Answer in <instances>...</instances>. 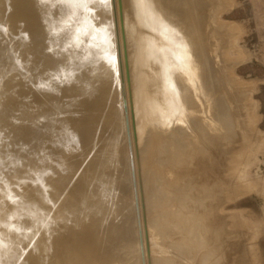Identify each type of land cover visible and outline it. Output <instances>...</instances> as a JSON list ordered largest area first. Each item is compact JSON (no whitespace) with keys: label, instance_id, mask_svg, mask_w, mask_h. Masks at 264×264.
<instances>
[{"label":"rangeland","instance_id":"obj_1","mask_svg":"<svg viewBox=\"0 0 264 264\" xmlns=\"http://www.w3.org/2000/svg\"><path fill=\"white\" fill-rule=\"evenodd\" d=\"M147 1L130 0L129 2V0H124V4L123 0H117V2L114 0L118 16V19L116 16L118 40L121 41H119L120 52L121 50L124 51L120 53L121 79L111 0H76V2H64V0H0V264H75L77 261L80 262L78 264H150L158 259L162 260L166 256L169 260L173 256L176 258L178 256L180 258H177L178 260L185 261L184 257L174 252L178 248L174 243L177 236L167 234L169 225L165 222L163 224L162 219L159 220L161 226L157 231L142 232L141 229L139 230L141 227V219L139 218L146 217L140 216L142 213L148 214L150 223H157L158 221L150 213L155 211L152 203L151 206L148 205L147 207L149 210L143 209L144 201L148 202L152 196L147 192L148 186L143 188L142 191L145 196L141 202L139 201L138 206L137 197L140 199V196L136 195L132 185V182L136 181L137 178L136 180H132V178L129 180L124 175H120L124 170L125 172L129 171L130 166L127 162L133 156L132 153H129L130 150L138 149L137 145L131 144V135L133 140L136 136H140L136 142L137 144L142 142L140 145L151 141L154 151L155 148L164 144L161 140L163 132L181 141V149H183L181 150L183 152L181 158L185 157L192 150L191 148L199 147L197 152H201H198L199 154H196L195 158H197L196 161L199 166L201 165L204 169L196 168V171L193 172L197 176L201 175L203 178L214 165L219 171L218 175L210 172L211 174L208 176L210 180L212 179V196L214 197H208L210 199L206 197L207 200L199 199L202 197L200 194L198 200H204L203 203L206 202V204L207 202L213 203L217 209L214 208V213L221 218L219 224L237 234L223 244L225 259L234 262V257L235 261L238 260V257L241 259L244 257L245 262L243 258V264H264V0H187L188 2L192 1L195 6L194 11L189 15L195 17L198 25L197 36L195 37L208 44L205 54L209 59L208 75L210 73L211 76L202 75L194 64L193 76L195 75V77L194 79L192 77L191 81L186 84L189 98L193 104L191 106L193 113L186 115L189 117H198L199 115L209 117L210 114L213 115L212 110L218 106L217 103L219 104V102H222L228 113L229 127L224 126L221 117L213 119L214 125L205 121L206 124L208 123L210 133L213 135L217 133L216 136L218 137L216 138L219 139L212 148L206 141H202L196 132L179 130L177 128V124L180 123L178 118L163 119V123H170L169 128L164 127L163 129L162 123L157 127L156 125L144 126L141 122L142 108L139 115L131 113L133 104L131 81L132 72L136 67L134 68L132 65L134 64L133 59L130 57V61L129 57L122 53L127 54L126 45L128 52L131 50L132 55L133 51H138V48L133 50L136 44L133 45L131 40L132 32L135 30V34L140 31L138 36L151 40L158 38L159 34L149 30L147 24L141 19L146 17L144 3ZM132 2L135 3L132 4ZM121 3L122 5H120ZM126 4L129 6V11H127L128 7L125 8ZM53 14L56 15L53 16ZM56 16L58 17L55 18ZM126 17L129 19L127 20ZM120 18L125 19H123L124 24L120 22ZM131 19H135L138 24ZM110 21L113 22L110 23ZM128 21L132 23L129 25ZM124 26L126 29L130 27V31L133 28L135 30L133 29L131 32L129 29L123 30ZM137 28L140 30L137 31ZM141 29L145 31H141ZM80 34L85 36L81 35L80 39ZM126 35H129L130 38ZM167 35L164 36L165 38L159 37L162 39L159 42L165 46L164 48H172L173 50L176 48L172 43L173 40H171L174 39V34L172 37L171 34L168 35L170 36L169 40ZM84 39L86 40L84 41L85 47L82 41ZM179 51L181 53V50ZM126 60H128V64ZM130 67L131 70L129 71ZM209 77L217 81L216 90L209 88ZM142 91L145 90L137 89L136 94L143 93ZM177 99L180 100L181 97L177 96ZM152 100L155 99L150 96L146 97L144 101L147 104ZM187 101L179 102L176 99H171L170 103L178 108H184L189 107ZM195 108H197L196 111ZM205 114L209 115L206 116ZM149 118L153 119L151 115ZM82 119L83 121H81ZM75 120L78 121L77 123L81 122L80 125L74 124ZM81 125H86L85 128L92 129L91 132L88 131L92 136L88 137L90 136L88 134L86 137V139L89 138V142L92 141L90 145L83 137L80 139L78 136L79 139L77 140V135H73L74 131L72 135L70 134L72 128L82 127ZM150 126L156 127L153 137L148 134ZM95 132L102 135L99 143L95 137ZM68 133L69 135H67ZM91 138L96 139V152H100V154L95 152L96 149L91 151V147H96ZM76 140L79 144L83 142L88 147L90 146L89 150L85 151L84 146L87 147L86 144H83L84 150L81 148L82 144L81 146L76 145ZM108 145L111 146L112 150L113 146L116 145L115 153H120L119 150L122 147L128 150L129 154L126 152L127 157L124 156V160H126L123 162L124 166L120 165L117 168V164L113 161L116 157L107 156L105 148ZM203 148L212 150L213 154L210 151L208 153V150H203ZM76 150L80 151L82 155L80 157H84L80 158L78 156L80 153L78 154ZM72 154L76 156H72ZM87 154L89 159L86 158ZM70 155L72 158L75 157L74 161L69 157ZM160 156L163 155L160 154ZM209 156L214 157V159L212 157L214 165ZM68 157L71 159L69 160ZM85 158L87 161L93 159V164L102 169L100 173L104 179H102V185L95 189L96 194L101 193L103 189V191L108 190L115 197H120L123 194L120 198L124 197L125 199V202L121 203L124 209L118 211V218L125 217V220L119 219V222L124 223L125 226L119 224L124 229L126 227V235L124 236L129 237L127 238L129 240L127 241L126 237L120 238L115 232H111V236H114L111 237L109 234L106 238L108 241L105 239L106 242L104 243L108 244L106 250H103L105 256L102 255V259L95 258L89 246L83 249V245L77 244V242L82 243L83 240L80 235L74 236L75 231L80 227L74 216H67L65 208L62 210L65 206L64 200L73 199L81 203V194L90 187L88 179L77 170L78 168L76 169L78 166H76L77 163H74L77 159L82 161L84 159L86 163L90 162L85 161ZM59 159L62 161H58ZM151 159H147L146 170ZM57 162L65 166V169L61 171L64 167L62 168ZM182 162L185 165H182L184 164ZM182 162L181 164L178 161L176 164H174L175 162L171 163V169H176L174 165L178 164L177 167L180 171L177 169L174 171V173L180 172V176H175L177 179L172 178L173 175L170 178L165 176L164 172L158 171L163 173H160L161 176L164 175L161 177L152 169V174L156 173V177L155 184L150 186H153L157 192L160 184L159 187L164 189L167 194V190H169L168 198L171 194L176 201L175 193H177V200L178 198L182 200H178L180 202L184 200L183 204L192 201L203 207L206 204L201 203L202 201L197 203V200L191 197L189 200L185 191L179 188V184L190 174L186 169L192 168L191 164H194L189 159H183ZM168 163L169 166L170 162ZM207 164L212 165L209 167ZM180 166H184V169ZM230 166L232 169H229ZM56 169L59 170L57 173L62 174L61 176L58 177ZM115 169L119 171L116 172ZM65 171L68 173L66 174ZM112 171H114L113 174ZM65 174L68 176H64ZM72 175V183L73 181L77 183L72 184L69 181L72 185L67 184V180H70ZM213 176L216 178L215 180H218V183L213 179ZM160 178L165 181L160 180ZM118 180L124 187L122 184H120L122 187L118 184ZM168 181H171L170 184ZM86 183H88V187H85L87 186ZM223 183L224 188H222ZM115 186L118 189L114 188ZM179 190H181L180 193ZM115 191L117 192L115 193ZM52 193L56 195V199L53 198ZM135 202H137V210L140 214L139 218H136L139 219L138 221L133 214ZM54 204H61L62 206L57 205L56 208ZM57 209L56 214L55 210ZM129 212L130 214L132 212L131 217L128 216ZM166 213L167 210L165 209L159 211L160 216ZM48 216H50V221ZM166 226H168L167 231ZM60 228H64L63 232L59 230ZM130 230H133L132 233ZM164 231H166L164 236L167 235V237L163 236ZM156 232L158 233L156 234ZM137 233L138 237L135 238ZM133 234L134 238L132 237ZM110 237L114 241L109 240ZM113 237L120 240V243ZM66 238L67 240H65ZM231 242H234L235 245L238 244V247L241 246L243 248L241 249L242 253L239 250L241 247H236L239 250L238 253L233 251L228 245ZM116 247L117 249H115ZM112 248H114V252H111ZM244 249L245 251H243ZM106 252L110 254L107 255ZM235 252L237 254H234ZM61 256H66V258ZM168 256L172 257L169 258ZM193 262L191 261V264H195V261Z\"/></svg>","mask_w":264,"mask_h":264},{"label":"bare ground","instance_id":"obj_2","mask_svg":"<svg viewBox=\"0 0 264 264\" xmlns=\"http://www.w3.org/2000/svg\"><path fill=\"white\" fill-rule=\"evenodd\" d=\"M116 2H117V0H116ZM129 2H130V0H129ZM118 3H120V2H118ZM123 3H124V0H123ZM126 3L128 4L127 1H126ZM134 3L132 2V4H134ZM127 4H126V6L125 5L124 6H125V8L128 7L127 11H129V6H127ZM137 4H138V2H137ZM144 4H145L144 8L146 9V11L144 13L146 14V17L141 18L143 20L142 22L147 24L146 26L149 28V30L151 29L153 32H155L157 35L158 34L159 35L157 36L158 38H156V39L153 38L151 40L149 38L138 36L139 32H140L139 31L140 29L137 28V31H139V32L138 33L136 32V34H135L134 32L136 30L133 27H131V28H133L135 30L134 32H132L133 36L131 35V37H132L131 40L133 41V45L136 44L133 47V50L138 48V51H136V50L133 51V55H132L130 53L131 50H129V52H128V47L126 45L127 54L122 53V54H124V56L127 55L129 57L130 61H131V58H132L133 59L132 62L134 63L132 65H134V68L136 67V69L132 72L133 75H132V81H131L132 82V85H131L132 86V98L131 99H132V102H133L132 108H131V113H137L139 115L140 111H141V108H142L141 122L143 123V125L147 126V127L149 125H153V126L156 125V127H157V126H159L162 123L163 125L161 127L163 129H164V127L165 128H169L170 127V123H167V124L163 123V119H165V120H167V119L173 120L175 118H178L180 120V123L177 124V128L179 130L184 129L185 131L190 130V131L196 132L199 135V138L202 141H206L209 145H211L210 148H212V146L215 145L216 142L219 141V139L216 138V137H218V136H216L217 133L216 134L214 133L215 135H213V133H210L207 124L210 122V123H213V125H214L215 121L213 119L214 118L219 119L221 117L222 121H224V126L226 125V126L229 127L228 113H227V111L225 109V106L222 104V102H219V104L217 103L218 106H215L213 108V110H212L213 111V115L207 114V115H209V117H203L202 115H199L198 117L197 116H195V117L194 116H191V117L187 116V115L193 113V107H191V106H193V104H192V102H191V100L189 98V91L186 88V84L191 81L192 77H193V79L195 77V75L193 76V71H194V68H195L194 64L197 66L198 72H201V74L202 75L204 74V76L208 75V71H209V59L207 58V56L205 54L206 49L208 48V44L206 42H201L200 38L195 37V36H197L196 30L198 29V25H197L196 20L194 19L195 17L193 15L189 16L194 11L195 6L193 5L192 1L188 2L187 0H148ZM120 5H122V3ZM132 10H133V8H132ZM118 11L120 12V10H118ZM126 13H128V12H126ZM136 13L138 14V12H136ZM54 15H56V14H53V16ZM116 16H117V14H116ZM133 16L135 18V15H133ZM57 17L58 16H56L55 18H57ZM127 17H128V15H127ZM117 19H118V16H117ZM123 19L124 18H120L119 19V20H121L120 22H123ZM128 19L129 18H127V20ZM135 19L134 20L131 19V20L136 22V24H138L137 21H135ZM111 22H113V21H110V23ZM82 23H83V21H82ZM130 23H132V22L128 21L129 25H130ZM123 24H124V22H123ZM78 26H80V25H78ZM110 27L112 28V25ZM136 27H138V26L136 25ZM129 28L130 27H128V29ZM75 29L77 30V28H75ZM124 29H126L125 26H124L123 30ZM128 29H126V30H128ZM133 29H131V31H133ZM142 29H141V31H145V30H142ZM125 31H123L124 34H125ZM129 31H130V29H129ZM167 34L168 35L171 34V37L174 34L173 35L174 39H171V40H173L172 43H174L176 48H173V50H172V48H170V49L164 48L165 46H162V43L159 42V40L162 41L161 38L166 36ZM81 35L82 34H80L79 37ZM77 36H78V34H77ZM77 36H76V39H78ZM82 36H85V35H82ZM128 36L126 35V37H128ZM81 37H80V39H81ZM159 37H161V38H159ZM169 37L170 36L167 37L168 40H169ZM129 38H130V36H129ZM82 41H83V45L85 47L84 41H86V40L84 39ZM166 42H167V40H166ZM163 43H164V41H163ZM168 43L170 44L171 42H168ZM168 43L166 44V46L168 45ZM141 45H144V46H141ZM174 45H173V47H175ZM123 48H125V47H123ZM82 49H84V48H82ZM179 50H181V53H180ZM121 52H124V51L121 50ZM121 57H123V56L121 55ZM126 62L128 64V60H126ZM130 70H131V67H130L129 71ZM208 76H211L210 73H209ZM216 85H217V81L215 79H212V78L209 77V79H208L209 88L213 89V90H216L217 89ZM141 88L143 90H145V91L144 92L142 91L143 93L136 94V90L137 89L141 90ZM150 96L154 97L155 100H152V101H150V102H148L146 104L144 100H145L146 97H150ZM177 96L181 97V99L178 100ZM123 97H124V93H123ZM171 99H176L179 102L188 100L187 104H188L189 107L178 108L177 106L171 105V103H170ZM196 109L197 108H195V111H196ZM149 115H151L153 117V119H150ZM128 117H129V115H128ZM83 119L81 121H83ZM205 121L206 122L208 121V123L206 124ZM67 122H68L67 124H69V121H67ZM77 122L78 121L74 122V124H76ZM86 122L89 123L88 121H86ZM80 123H77V124L80 125ZM70 124H71V122H70ZM87 125H89V124H87ZM84 126H86V125H84ZM84 126L76 127L75 129L72 128L70 134L72 135V132L74 131L75 134L73 133V135H77V140L79 139L78 136L80 137V139H81V137L86 139L88 134L90 135L88 137H91L92 135L90 133H88L89 130H90L89 132H91V130H92V129L89 128L90 125H89V127L87 126L88 128H85ZM153 126H150L148 128V134L150 136H152V137L154 136V134L156 132V127H153ZM86 129H88V130L86 131ZM215 131H216V129H215ZM95 134H96V132H95ZM67 135H69V133ZM218 135H219V133H218ZM95 137L98 140V143L102 139V135H100V134H96ZM161 137H162L161 140L164 142V144L162 146H158L153 151L152 142L151 141L145 142L144 144L140 145L142 142L139 143V144L136 143V142H138L140 136H136L134 138V140H133V136L131 135V137H130V139L132 140L131 144L133 146L137 145L138 149L130 150V152H129V153L133 154V156L130 157V161L127 162L128 165L130 166L129 167V171L125 172V170H124V172L122 174H120V172H119V174L121 176L124 175L129 180H131V178H132V180H136V178H137L136 181L132 182V185H133V187L135 189L136 195L140 196V199H139V197H137L138 206L140 204L139 201L141 202V200L145 196V193L142 191L143 188H146V186H148L147 192H149L150 195L152 196V199L149 200L148 202L144 201L143 209L149 210L147 207H148V205L151 206V203H152V207H155V211H151L150 213H151L152 216H155V218L158 220L157 223H150V217H147L148 214L142 213L140 215L138 213L137 202H135V206L131 205V206H133V214L135 215V217H134L135 219L139 215L140 216H142V215L146 216V217H142V218L138 217L139 219H141V224H140L141 227L138 226V227H140L139 230L141 229L140 231H142V232H148V231L151 232L152 230L153 231L154 230L157 231V230H159V228L161 226V224L159 223V220L162 219V221H163L162 223L163 224L165 222L167 225H169V230L167 228L168 226H166V228H167L166 231L168 230L167 234H169L170 236L171 235H176L177 236L174 239V243L178 246V248L174 252L177 253L178 255H180L181 257H184V259H186L185 261L184 260H178L177 259V258H179L178 256H177V258L173 256L176 259H174L172 256H170V257H172L173 260L172 259L169 260L167 258V256H166L165 258H167L168 260L165 259V258L162 259V260L158 259L157 261H154V262H152L150 264H191V261L192 262L195 261V264H233V263L234 264H239L240 262H242V264H243V260L242 259L244 257H242V259H241V257H238L237 258L238 260H236V261H235V257H234L233 258L234 262L232 261L233 263L230 261V259H228V260L225 259L226 258V256H225V248H224L223 244H224V242L226 240H229V238H232V237L234 238L236 232H232L231 230L229 231L228 230L229 228L225 229L224 225L219 224V220L221 218L214 213L215 212L214 211L215 206H214L213 203H208L207 202V204H206V202L203 203L204 200L203 201L202 200H198V196L200 194L202 195V197L199 198V199H203V198L206 199V197L207 198L208 197H214V196H212V191H213L212 179L210 180L209 177H208L209 174H211L213 172L215 174H217V175L219 173L217 168L214 167L215 166L214 165V161H213L214 157L212 156L213 157V159H212V157L209 156V159H211V161H212L211 163L214 165V166H212L213 168L212 167L210 168V172L211 173L208 171L206 173V176L204 175V177L202 178L201 175H200L201 176L200 177V176H197L196 173H194L196 171V168H198V167L199 168H203L201 165L199 166V163L196 161L197 158H195V155L199 154L201 152V151L200 152L198 151L199 153L197 152V150H199V147H195V148L193 147L194 149L189 147L192 150L190 152H188L185 157L181 158V153H183V152H181V150H183V149H181L182 148L181 147L182 146L181 141H178L176 138L170 137V135L166 134L165 132H163ZM75 139H76V137H75ZM87 139H86V142L87 141L89 142V138H87ZM91 139H93V138H91ZM96 139H93L94 140L93 142H95ZM77 140L75 141V143L78 146H81V144H82L81 148L84 146L83 144H86V143H83V142L81 144H79V143H77ZM83 140L84 139H82V141ZM90 142H92V141L90 140ZM90 142H89V145H90ZM96 143H97V141L94 143L95 146H96ZM190 146H193V145H190ZM84 147H85V151H88L90 146L88 147V145H87L88 148L86 146H84ZM78 148H80V147H78ZM91 148H92L91 151H93V149L95 150L97 148V146L95 148H93V147H91ZM115 148H116V145L113 146V150H112L111 146L108 145L105 148V150L107 152V156H109V157L110 156H112V157L115 156L116 157L115 160H113V161H114L115 164H117L116 166L118 168L120 165L121 166L125 165V164H123V162L126 161V160H124V156L126 155L125 154L126 152H127V154H129V153H128V150L123 148V147L120 148V150H119L120 153H115L114 152ZM82 149L84 150V148H82ZM82 149H80V150L82 151ZM203 150H208L207 151L208 153L211 152V154H213V151L208 149V148L207 149L203 148ZM91 151H89V152H91ZM96 151H97V149L95 150V152ZM77 152H75V154ZM89 152H86V153L90 154ZM79 153H80V151L78 152V154ZM83 153H85V152H83ZM98 153L100 154V152H98ZM204 153H201V154L204 155ZM75 154H72V156L75 155ZM78 154H76V155H78ZM88 154L86 155V158H87ZM92 154H93V152H92ZM160 154L165 156V157L160 156ZM80 155H81V153L78 156L80 157ZM158 156H160V157H158ZM69 157H71V155ZM83 157H80V158H83ZM109 157H107V159H109ZM126 157H127V155H126ZM71 158H69V160ZM150 158H152V159H151L150 162H148L147 170H146V167H145L146 166V162ZM72 159L74 161L75 157L72 158ZM87 159H89V158H87ZM87 159L85 161H87ZM99 159H101V158H99ZM183 159H186V160L189 159V161L194 162V164L190 163L192 165V168L186 169V171L188 173H190V174L186 177V179L184 178L183 182L180 181L182 184L181 183L179 184L180 185L179 188L181 190L183 189L185 191V193H186L187 197L189 198V200H191V198H194V199L197 200L196 201L197 203L199 201L200 202L202 201L201 203L206 204L203 207L200 206L199 203L195 204L192 201L191 202L190 201H188V202L185 201L186 203L183 204L184 200H183V202H180L182 200H180L179 198H178V200H180V201L177 200V197H178L177 193H175L176 194L175 195V200L176 201H174L173 195H171V194H170V198L171 199L168 198L167 195L169 194V190H167L168 191V194H167V192L164 189L159 187L160 184L158 185V191L157 192H156V190H155V188L153 186H150V185H153V183L155 181L156 173L158 175H160L161 172H164L165 176L170 177V176L173 175L172 178H176L177 175L180 176V174H179L180 172L178 173V171H176L175 172L176 175H174L175 174L174 171L176 169L179 170V168L177 167L178 164L174 165L176 167V169H173V168L171 169V163L175 162L174 164H176V161H178V162H180L179 164H181ZM78 160H80V159H77V161ZM58 161L61 162L62 160L59 159ZM77 161L74 162V163H77L76 166H78V167H76V169L78 168L77 170L80 171L81 173H83L84 174L83 176H85L86 179H88L90 187L83 194H81V201H80L81 203L76 202L73 199H69L68 201L64 200L63 203H65V206L63 207L62 210H64V208H65V212H66L67 216H74L76 223L80 227L77 231H75V235L74 236L76 237V235H80L81 238H83V240H82V243H78L77 242V244H79L80 246L83 245V249L85 247L88 248V246H89L91 251H92V253H93V256L95 258H101L102 255L104 254L103 250H106V247H107V244H108V243L106 244L104 242L108 241V239H106V238H108L109 234L111 236V232H115V234L117 236H119L120 238L121 237H123V238L126 237V236H124V235H126V232H125L126 231L125 230L126 227L124 229V227H123V226H125V225H123L124 223L119 222L120 221L119 219H121L122 217L118 218V214H119L118 211L124 209V207H122V204L125 202L124 201L125 199H124V197L120 198V197L123 196V194L121 195V193H120V195H121L120 197H118V196L115 197V195L113 196L111 192H109L108 190H104L103 191V189H102L101 193L99 192L98 194H96L97 192H95V189L98 186L102 185L101 182H102V179H104V178H102L104 176H102V174L100 173V171L102 169H99L97 165L93 164V161H94L93 159H92V161L88 160V161H90V162L87 161L88 163L84 162V159H83V161L80 160V162H77ZM60 162H59V164H60ZM168 162H170V165H169L170 168L168 166V164H169ZM182 163H184V162H182ZM41 164H43V163H41ZM57 164H58V162H57ZM64 164H65V162H64ZM212 164H209V165L211 166ZM182 165H185V163L182 164ZM187 165H189V164H187ZM60 166L62 168L64 167L63 169H61V171L65 169V166H62L61 164H60ZM172 167H173V165H172ZM183 167L184 166H182L181 168H183ZM186 167L189 168V166H186ZM45 168H47V167H45ZM52 168H53V166H52ZM58 168L60 169V167H58ZM152 169L156 172V173L153 172L155 174H152ZM192 169H194V170H192ZM229 169H232L231 166H230ZM54 170H55V167H54ZM143 170H145V172H142ZM58 171L56 169V173ZM114 171H112V174H113ZM118 171L119 170L117 169L116 172H118ZM131 171H132V173H131ZM158 171H161V172L159 173ZM190 171H192V172H190ZM27 172H28V170H27ZM65 173L67 174L68 172L65 171ZM57 174H58V177H59L60 174L59 173H57ZM66 174L64 176H66ZM161 174H163V173H161ZM108 175H110V174H108ZM120 175H119V177H121ZM148 175H150V176H148ZM162 176H164V175H162ZM183 177H181V178H183ZM72 178H73V175L71 176L70 180H67L68 181L67 184H70L69 181H71V183H72ZM158 178H159V176H158ZM86 179H85V181H86ZM128 179H126V180H128ZM161 179L162 178H160V180ZM213 179L215 180L216 178H214V176H213ZM218 179H220V178H218ZM64 180H66V179L64 178ZM168 180H169V178H168ZM59 181H60V179H59ZM163 181H165V180H163ZM171 181H168V183L170 184ZM215 181H216V183H218V180H215ZM215 181H214V183H215ZM74 182H76V181H73V183ZM105 182H104V184H105ZM119 182H118L119 185L122 184L121 182L120 183ZM64 183H65V181H64ZM158 183H159V181H158ZM72 184H70V185H72ZM86 184H87V186H85V187H88L89 186L88 183H86ZM109 184H110V182H109ZM111 184H112V182H111ZM78 185H80V184H78ZM156 185H157V183H156ZM156 185H155V187H156ZM166 185H168V184H166ZM76 186H77V184H76ZM108 186H110V185H108ZM116 186H117V184H116ZM116 186L114 188H116ZM66 187L69 188V186H67V185H66ZM105 187H106V185H105ZM123 187H124V185H123ZM222 188H224V183H223V187ZM109 189H111V188H109ZM116 189H118V188H116ZM159 189H162V190H159ZM181 190H179V193L181 192ZM81 191H82V189H81ZM99 191H100V189H99ZM116 192L117 191H115V193ZM118 195H119V190H118ZM52 196H53L54 199H56V195L55 194L52 193ZM187 197H186V199H187ZM125 198H126V196H125ZM208 199H210V198H208ZM212 200H209V201H212ZM53 203H54V201H53ZM63 203H61V204L63 205ZM61 204H59V205L57 204V205L60 207V206H62ZM127 204H129V203L127 202ZM57 205H55V207ZM58 209L55 210L56 214H57ZM164 209L167 210V213L164 214L163 216H160L159 211H162ZM46 210H48V209H46ZM46 210H44V211L46 212ZM128 211H130V210H128ZM53 213H54V211H53ZM168 213H169V215L167 216ZM129 214H130V212H129ZM129 214H128V216L131 217L132 212H131L130 215ZM56 216H58V215H56ZM49 217L50 216H48V220L50 221ZM124 218L125 217L123 216L122 219H124ZM139 219H136V220L138 221ZM128 220H126V223H128L127 222ZM137 221H135V222H137ZM119 223H121L123 226L122 225L120 226ZM134 225H135V223H134ZM227 225H226V227H227ZM120 227H123V228L121 229ZM128 228H129V226H128ZM63 229L64 228H62V229L60 228L59 230L62 231ZM131 231H133V230H130V232ZM135 231L137 232V228H136ZM166 231H164L163 236L166 233ZM47 232H49V231H47ZM52 232H54V231H52ZM158 232H156V234ZM138 233H139V231H138ZM138 233L135 234V238L138 235ZM128 234L130 235V233H128ZM60 235L62 236V234H60ZM33 236L35 237V235H33ZM112 236H114V235H112ZM111 237L109 238V240L111 239ZM132 237L134 238V234H133ZM164 237H167V235L164 236ZM164 237H162V238L164 239ZM113 238H115V240H117L116 237H113ZM127 238H129V237H126V240H127ZM105 239H106V241H105ZM65 240H67V238ZM111 240L114 241L113 239H111ZM52 241H54V240L52 239ZM55 241H57V240H55ZM117 241H119V243H120V240H117ZM117 241H116V243H118ZM134 241H133V244H134ZM231 241H233V240L231 239ZM124 242H126V241H124ZM74 243L76 244V242H74ZM233 243L234 242H231L232 246H231L230 243L228 244L230 246V248L233 249V251H236L238 253L239 250L243 249L241 246H239L241 248L238 250V248H239L238 244L235 245ZM67 244H69V243L67 242ZM110 244H112V243H110ZM126 244H127V242H126ZM59 245H60V243H59ZM63 245H65V244H63ZM127 246H130V245H127ZM132 247H133V245H132ZM236 247H238V248H236ZM108 248L111 249L110 247H108ZM129 248H131V247H129ZM244 248L246 249V247H244ZM115 249H117V247ZM235 249H237V250H235ZM245 249L243 251H245ZM113 250H114V248H112V251L111 250L110 251L114 252ZM69 251H71V250H69ZM236 252L234 254H237ZM108 253H107V255H108ZM241 253H242V250H241ZM62 254H64V253H62ZM239 255H240V253H239ZM104 256L105 255H103V257ZM241 256H244V255L241 254ZM61 257H64V256H61ZM64 258H66V256ZM97 260L100 261V259H97ZM71 261H73V260H71ZM75 261H73V262H75ZM78 262L79 261H77V263H75V264H78ZM244 262H245V258H244Z\"/></svg>","mask_w":264,"mask_h":264},{"label":"water","instance_id":"obj_3","mask_svg":"<svg viewBox=\"0 0 264 264\" xmlns=\"http://www.w3.org/2000/svg\"><path fill=\"white\" fill-rule=\"evenodd\" d=\"M112 5V14L114 18V29H115V35H116V48H117V56H118V68L120 72V76L122 79V71H121V59H120V46H119V40H118V32H117V24H116V10L114 5V0H111Z\"/></svg>","mask_w":264,"mask_h":264},{"label":"snow or ice","instance_id":"obj_4","mask_svg":"<svg viewBox=\"0 0 264 264\" xmlns=\"http://www.w3.org/2000/svg\"><path fill=\"white\" fill-rule=\"evenodd\" d=\"M64 2H76V0H64Z\"/></svg>","mask_w":264,"mask_h":264}]
</instances>
